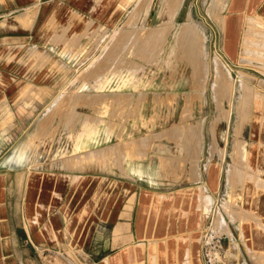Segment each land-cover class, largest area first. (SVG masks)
I'll use <instances>...</instances> for the list:
<instances>
[{
	"label": "rangeland",
	"instance_id": "rangeland-1",
	"mask_svg": "<svg viewBox=\"0 0 264 264\" xmlns=\"http://www.w3.org/2000/svg\"><path fill=\"white\" fill-rule=\"evenodd\" d=\"M152 1L0 0V171L8 174L7 197L24 196L10 192L17 171L42 164L46 168L70 149L77 153L74 166H103L96 174L73 176L63 205V238L40 248L20 241L26 251L18 257L19 264H110L108 256L131 245L143 247L144 264H150V241L143 240L145 246L137 238L112 240L114 226L104 220L114 218L131 189L123 190L128 183L119 182L120 193L117 180L101 175L118 174V159L127 164L134 147V156L145 158L152 141L162 138L176 144L158 153L154 145L164 172L152 187L162 193L194 183L203 187L198 208L206 220L175 232V244L167 247L166 258L160 252L158 264L175 262L172 256L178 257V249L185 264H193L199 234L180 242L178 237L194 231L201 233L203 264H264V223L260 212L247 210L242 202L264 186V179L245 168V149L253 168L264 166L258 146L264 140V22L242 16L233 64L224 48L221 17L244 13L243 4L232 9L233 0H155L151 9ZM94 4L100 8L96 13L88 10ZM185 25L190 30L197 26L195 39L176 37ZM215 56L224 79L214 90ZM115 91H149L152 98L147 102L138 94L134 103L131 93L105 94ZM130 121L138 123L137 134ZM108 124L119 144L101 147L97 140V147L80 152L88 138L98 139ZM139 135L145 136L133 139ZM40 174L32 173L25 199L31 194L35 200ZM250 179L255 189L247 184ZM31 211L29 228L38 221ZM223 221L232 235L220 230ZM16 231L24 232L20 226Z\"/></svg>",
	"mask_w": 264,
	"mask_h": 264
},
{
	"label": "crops",
	"instance_id": "crops-1",
	"mask_svg": "<svg viewBox=\"0 0 264 264\" xmlns=\"http://www.w3.org/2000/svg\"><path fill=\"white\" fill-rule=\"evenodd\" d=\"M154 2L155 0L152 1L150 6L151 9L153 8ZM240 4H243L244 13L232 12L230 14H222L225 15V18L224 16L221 17L225 33L224 48L229 54V56L226 54L227 59H229L233 64L236 63L233 59H236L237 45L238 41H240V22L243 19L242 16L252 15L254 16L253 18H256L257 16L260 18L259 20L261 22H264L262 18L264 15H256L258 11L264 13V0H233L232 9L240 7ZM96 7V4L90 5L88 10L92 8L90 11L94 10L92 13H96L100 9ZM239 71L243 70L239 69ZM199 77L201 80V74H199ZM118 93H131L133 95L132 100L134 103H136L135 98L138 94L144 95L147 102L150 98H152V94L149 91L141 93H136L135 91H115L112 93L106 92L105 94L114 96ZM252 120L253 116L247 124H249ZM263 123L264 117L262 116L261 126ZM129 126L132 132L137 134L138 123L136 126H133V121H130ZM106 127L107 129L105 131L100 132L99 137H97L98 139L94 140L92 138H88L86 146L81 149L80 152H85L97 147L96 145L98 141L102 144L101 147L118 145L119 142L118 138H116V134L111 135V132L109 131L112 126L108 124ZM115 133L117 132L115 131ZM142 136L145 135L134 136L133 139L138 141ZM113 139H115V141ZM159 140H157L158 142L152 141L148 154L145 158L135 157L134 154L136 153L138 147H134L130 150L131 157L127 159V164H124L123 166L121 164L122 162L120 163L121 160L118 159V174L106 172V175H101L107 176L111 180H117L118 192L120 193L123 187L122 184H120L121 182H124V184L128 183L127 187L123 190L128 192L131 189L124 199L123 204L120 206L119 212L118 207H116L115 214L112 216L114 218L104 220V223H111L114 226L112 240L134 241L137 238L140 240L139 244H144L145 246L147 245V242L150 241V251H146V258L150 264H158L161 251L164 253L166 258L167 247L175 244V232L185 230L188 225H203L206 220L205 219L203 221L201 219V212L198 208L200 201L199 196L202 191H205L203 187H199V185H195L194 183V185H189L188 187H177V192L174 191V193H171L172 191L169 189L167 191L168 193H162V191L159 192L152 187V185H154L153 182L156 181L155 179L158 180V177L162 176L164 172L163 168L160 166L161 161H159V158L154 156L155 153L153 154L154 145H157V149L154 152L157 151L158 153L160 151L165 152L164 150L168 151L169 148L165 146L176 144L175 142L172 143V140L167 138L166 140L165 138H162L160 141ZM202 140L203 137L201 142ZM258 146L260 148L259 159L264 161V140L260 139ZM69 151L71 153L68 155H59L56 158H53L52 162L46 165V168L42 164L41 167L37 166V168H29L28 170L24 169L22 172L17 171L16 174H18V180H16V182L12 179V173L10 172L9 178L10 180L12 179L9 184L10 192H16L18 194L23 193L24 196L22 195V197L20 195V199H15L13 195L10 196V198L7 197V190H5L4 185L8 174L0 171V264H19L18 257H22V250L25 249H22L21 246H19L20 241H23L26 244L31 242L35 248H40L41 245L46 244L44 242H47L48 240L59 241L63 238L67 225V215L63 210V205L67 201L73 176L78 173L96 174V170L100 169L102 171L101 167H103L102 164L89 163L83 168H78L74 166L75 164L73 162L74 155L77 153L72 149ZM245 157V168L250 173L254 175L257 174L260 178L264 179V166L257 169L253 168L250 165V159L246 149ZM33 172L41 173L38 191L36 193L35 200L31 194L28 195V199L27 197L25 199L27 185ZM248 181L249 182H247V184H250V186L254 188L255 181L253 179ZM15 186L16 189L14 190ZM244 192L245 188L242 187V193ZM256 193L257 194L251 200L248 198V200H242V202L248 207L247 210H251L255 214L260 212V214H257L259 221L264 223V186H257ZM210 198L212 199L211 196ZM86 203L89 204L90 201H86ZM32 209L34 210L38 221L35 225L30 226L29 228L27 221L32 219ZM110 215L112 214L110 213ZM27 217H29L28 220ZM255 223L257 222L255 221ZM18 226L23 229V233L20 234L16 231ZM120 228H125L126 231L119 234L118 230ZM260 230L264 233V229L262 227ZM171 233L173 235H170ZM121 234L125 237L118 236ZM195 234H199V243L196 251L197 255H194L192 262L193 264H203L200 251V232L194 231L191 233L180 234L178 242H180L183 237H187L189 239ZM153 239L155 240L154 243L151 242ZM143 240H147V242ZM262 243L264 244V239H262ZM142 249L143 247L141 248L136 245H131L112 256H108V260H110V264H144L145 253ZM261 249L264 250V247ZM172 258L176 263H169L166 261V264H185L186 257H184L183 252L180 249H178V257L175 254Z\"/></svg>",
	"mask_w": 264,
	"mask_h": 264
},
{
	"label": "bare ground",
	"instance_id": "bare-ground-1",
	"mask_svg": "<svg viewBox=\"0 0 264 264\" xmlns=\"http://www.w3.org/2000/svg\"><path fill=\"white\" fill-rule=\"evenodd\" d=\"M178 1V0H177ZM179 4V3H178ZM193 24V23H192ZM193 26V25H192ZM191 27V26H190ZM197 26L195 25V27H193V30H190L186 25L184 26V27H182L181 28V30L182 31H180V32H178V34H176V37H177V35H178V38L180 39V38H186V39H189V40H192V39H195V35H194V33H192L193 31H195L194 30V28L196 29V31H198L197 30V28H196ZM252 32V31H251ZM196 38H197V32H196ZM197 44H198V41H197ZM200 44V43H199ZM218 59V58H217ZM217 59H216V56H215V64H216V67H215V69H216V79H215V82H214V90L217 88V86L218 85H220V82H221V80H223L224 78V72H222L221 70H220V67H219V64H218V62H216L217 61ZM223 78V79H222ZM214 79V78H213ZM240 90L242 91V86L240 85ZM214 92V91H213ZM214 95H215V100H216V102H218V97H217V94L216 93H214ZM216 147V146H215ZM219 152H220V150H218ZM202 202L204 203L203 205H205L204 207L206 208V209H208L209 208V204H208V201H207V199L206 198H203L202 199ZM222 224L223 225H225V226H223V228L222 227H220L221 229L220 230H222V231H226L229 235H232V232H231V229L229 228V226L223 221L222 222Z\"/></svg>",
	"mask_w": 264,
	"mask_h": 264
}]
</instances>
